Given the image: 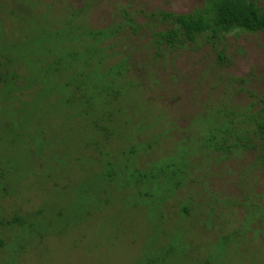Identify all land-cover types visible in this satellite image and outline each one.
<instances>
[{"label":"rangeland","instance_id":"obj_1","mask_svg":"<svg viewBox=\"0 0 264 264\" xmlns=\"http://www.w3.org/2000/svg\"><path fill=\"white\" fill-rule=\"evenodd\" d=\"M205 1L0 0V15L5 6L9 12L2 16L6 22L0 21V56L36 80L31 92L19 97L35 99L24 113L0 105V168L7 171L0 192L3 183L11 191L10 197L0 193V218L9 220L16 212L31 215L43 206L70 208L76 201L72 190L80 181H87L94 193L84 200L90 214L69 227V215L44 216L39 241L26 239L9 256L0 250V264H264L262 142L255 139L253 149L233 153L202 144L216 112H236L237 124L246 129L244 115L259 110L264 100V32L234 33L213 44L202 38L162 56L152 46L153 34L167 29L161 13L188 14ZM27 13L26 25L16 21ZM65 24L74 27L66 28L65 36L83 30L113 34L102 45L108 50L107 65L127 59L130 88L111 104L118 113L116 141L121 138L112 147L124 150L133 139L137 145L154 143L137 160L138 168L159 160L155 172L174 165V172L183 170L176 186L167 179L133 189L117 185L109 190V203L100 202L102 183L93 176L100 166L87 161L99 156L88 145L82 151L86 159L78 154L88 138L89 120L68 115L64 105L69 91L63 82L83 69L76 64L71 72L47 78L43 71L60 51L59 43L52 47L48 32ZM95 110L99 117L109 106L97 101ZM37 127L55 143L42 157L30 150ZM11 163L17 171L9 168ZM66 185H71L69 191ZM254 211L261 215L248 224ZM10 233L4 232L5 244ZM228 235L234 241L224 245L221 238ZM179 242L183 248L167 257L169 246Z\"/></svg>","mask_w":264,"mask_h":264},{"label":"trees","instance_id":"obj_2","mask_svg":"<svg viewBox=\"0 0 264 264\" xmlns=\"http://www.w3.org/2000/svg\"><path fill=\"white\" fill-rule=\"evenodd\" d=\"M3 10L0 21L6 22L2 16H6L9 12L6 6ZM27 16H29L28 13L14 19L20 24L26 25L29 22ZM160 18V22L167 25V29L153 34L152 46L157 55L162 56L164 51L184 48L188 44H195L202 38L213 44L226 35L234 33L258 34L264 32V0H206L200 8L193 10L191 13L181 15L161 13ZM14 19L7 18V20ZM68 27L74 28L72 25L67 26L65 24L63 29L53 26L49 30L48 40L53 44L54 49L56 44L59 43L60 51L53 63L49 67H45L43 71L47 78L49 76H60L64 70V72H71L76 64L81 65L83 69L80 74L71 75L70 79L63 82L64 88L69 91L64 105L68 109V115L73 113L77 118L89 120L88 138L81 142L78 154L86 159L82 151L88 145L99 156V159L88 158L87 161L100 166V169L93 175L96 177L95 179L102 183L100 190L103 196L100 202L108 204L110 201L108 194L117 185H120V188L126 186L133 189L167 179L171 183L173 182V187L176 186V181H179L183 170H177V173L174 172L176 170L174 165H168L162 168L161 171L155 172L159 160L146 169L138 168L137 160L141 154L152 150L154 143L137 145L133 139L131 144L124 150L122 148L115 150L112 147L121 138L116 141L117 131L114 128L117 125L115 114L118 113L111 109V104L116 102L124 88H130V82L126 80L128 60L122 59L115 65H107L108 50L103 48L102 45L105 41L112 39L113 34L109 30L87 31L86 34V31L83 30L81 33L77 31L65 36L64 30ZM21 31L23 33L22 28ZM80 55L83 57L82 62H79ZM35 83L36 80L28 78L26 73L23 70L20 71L14 63L0 56V105L4 109L9 111L11 108H15L18 113L22 111L24 113L23 108L30 106L35 99L21 101L19 97L25 90L31 92ZM132 86L134 88L133 84ZM97 101L104 102L105 105L109 106L108 113H103L97 117L95 110ZM223 111H218L211 116L212 121L207 122L205 120L209 124L206 125L205 133L209 136L202 139V144L207 145H203V147L233 153L238 148L253 149L255 146L252 141L259 139L262 142V149L264 148V100L260 101L257 112L252 114L247 112L244 115L243 118L247 120L246 129H241L237 124L236 119H238V116L236 112ZM119 112L121 113V110ZM6 129L9 128L6 127ZM242 130L245 131L242 132ZM35 133H38V137L33 138L34 142L30 143V150L42 157L44 150L48 148L53 150L55 143L47 140L43 128L37 127L33 134L34 137ZM0 139H3L2 135H0ZM36 143L39 148L34 146ZM101 143L104 145L102 146ZM81 157H76V160L79 161ZM0 165L2 164L0 163ZM9 168L12 171L14 169V172L18 170L13 163L10 164ZM170 170L171 173H169ZM6 177L7 171L0 168V182H4ZM68 183L72 184L70 181ZM3 185L0 192L2 198L10 197V187L4 183ZM70 186L64 189L69 191ZM72 194H75V203L78 201L79 205L73 202L70 208L43 206L31 215H20L16 212L9 220L2 216L0 218V250H7L9 256V251L16 254L17 247L21 246L26 239L37 243L40 239L39 232L44 228L43 223H40L41 218L44 216L50 215V219H63L69 215V220L66 221V225L69 227L72 222H77L85 215L90 214L89 206L84 204L85 199L94 195L88 182H78L75 190H72ZM259 212L254 211L251 216L247 217L248 224L252 222L253 217L256 218L257 215H261ZM260 218L262 219L263 216ZM247 222L244 223L245 227ZM49 223L50 220L46 223V226H49ZM6 231L11 232L8 244H5V238H3ZM221 239L223 244L227 245L234 241V236L228 235ZM179 244L169 246L166 256L171 257L176 249L183 248V244L180 242Z\"/></svg>","mask_w":264,"mask_h":264}]
</instances>
